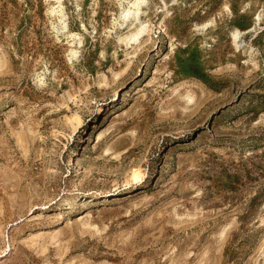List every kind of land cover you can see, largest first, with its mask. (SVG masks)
I'll list each match as a JSON object with an SVG mask.
<instances>
[{
    "label": "rangeland",
    "instance_id": "1",
    "mask_svg": "<svg viewBox=\"0 0 264 264\" xmlns=\"http://www.w3.org/2000/svg\"><path fill=\"white\" fill-rule=\"evenodd\" d=\"M131 3L0 0V264H264V0Z\"/></svg>",
    "mask_w": 264,
    "mask_h": 264
},
{
    "label": "bare ground",
    "instance_id": "2",
    "mask_svg": "<svg viewBox=\"0 0 264 264\" xmlns=\"http://www.w3.org/2000/svg\"><path fill=\"white\" fill-rule=\"evenodd\" d=\"M60 2V0H57ZM131 2V1H130ZM149 0H132L131 6L128 8L122 10L123 13V20L126 22L131 16H136L137 20L139 21V26H137L136 30L132 31L129 35H127L128 38H131L133 40H136L139 38L140 35H142L145 31L148 29V25L146 22L140 20V14L143 10V5L147 4ZM61 3H59L60 5ZM128 5V4H127ZM56 8H54L55 10ZM56 11V10H55ZM121 18V17H120ZM133 22V21H132ZM128 25V24H127ZM237 33V32H236ZM235 34V36H237ZM126 39V38H125ZM75 53V52H74ZM188 96V95H187ZM104 192V191H102Z\"/></svg>",
    "mask_w": 264,
    "mask_h": 264
}]
</instances>
